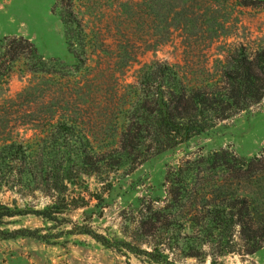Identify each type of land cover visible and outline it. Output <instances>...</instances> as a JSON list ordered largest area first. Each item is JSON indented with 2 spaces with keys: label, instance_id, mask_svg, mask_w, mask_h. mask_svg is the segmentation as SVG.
Returning <instances> with one entry per match:
<instances>
[{
  "label": "trees",
  "instance_id": "trees-1",
  "mask_svg": "<svg viewBox=\"0 0 264 264\" xmlns=\"http://www.w3.org/2000/svg\"><path fill=\"white\" fill-rule=\"evenodd\" d=\"M73 1L55 0L54 7L68 50L76 59L74 66L79 67L89 56L84 23ZM258 2L237 0L245 6ZM223 51L212 64L207 47L185 48L181 62L157 59L146 63L132 81H116L112 92L102 95L96 105L83 94L74 109L71 99L77 97L60 79L63 72L39 53L31 39L1 38L0 90L8 87L15 73L43 79L38 86L29 83L17 96L41 102L40 113L21 123L38 127L43 133L40 140L50 145L0 141V193L5 189L20 196L39 192L51 201L25 210L18 207L16 198L13 205L0 200V234L36 233L35 228H4L7 217L15 214L31 212L56 219L67 205L65 192L76 183L75 177L93 175L110 183V173L119 166L126 164L132 170L143 160L260 103L264 99V46L249 50L238 43ZM196 55L204 59L190 58ZM49 75L58 77L54 91L44 82ZM75 86L83 88L82 79ZM109 114L122 119L116 125V140L96 146L91 120ZM164 184L163 198L142 199L130 234L123 231V237H108L85 224H79L75 232L91 234L118 250L153 257L175 251L201 261L209 258L210 264H224L221 256L226 253L244 255L264 245V153L246 157L227 147L188 153L168 166ZM77 197L84 204L75 207L87 204L82 191ZM92 198L97 199L96 205L104 196L96 191L90 193ZM171 230H175L174 239Z\"/></svg>",
  "mask_w": 264,
  "mask_h": 264
},
{
  "label": "rangeland",
  "instance_id": "rangeland-1",
  "mask_svg": "<svg viewBox=\"0 0 264 264\" xmlns=\"http://www.w3.org/2000/svg\"><path fill=\"white\" fill-rule=\"evenodd\" d=\"M257 1L245 6L237 4V0H74V11L84 23L89 56L79 67L74 66L76 59L68 50L55 0H0V39H31L39 53L63 72L60 79L69 84V92L77 97L71 99L75 109L83 94L96 105L102 95L112 92L116 81H132L141 65L157 59L181 62L185 48L207 47L212 64L214 58H221L223 50L234 44L243 43L249 50L264 46V0ZM190 58L204 59L199 55ZM57 78H45L51 91L59 86ZM77 79H82L83 88L75 86ZM42 81L29 73H15L8 87L0 90V141L17 140L34 147L50 145V141L44 144L40 140L43 133L38 127L21 123L40 113L41 102L17 96L29 83L38 86ZM121 120L111 114L93 117V144L113 143ZM220 147L246 157L264 153V99L143 160L132 170L126 164L119 166L110 173V183L98 181L93 175L75 177L76 183L69 184L65 192L67 205L56 219H44L31 212L7 217L4 228H35L36 233L0 234V264H210L209 258L201 261L175 251L153 257L125 248L118 250L75 229L85 224L108 237H123V231L130 234L142 199L165 196L164 179L169 165L188 153L205 154ZM78 191L85 194L87 204L75 207L77 203L84 204L77 197ZM96 191L104 199L95 205L97 199L89 198ZM14 198L18 207L25 210L51 201L50 196L39 192L20 196L5 189L0 193V200L10 205ZM171 232L174 239L175 230ZM141 245L150 248L146 243ZM221 260L224 264H264V245L244 255L226 253Z\"/></svg>",
  "mask_w": 264,
  "mask_h": 264
}]
</instances>
